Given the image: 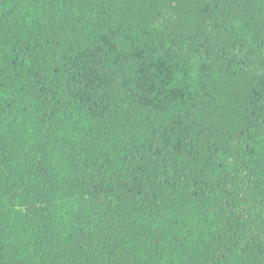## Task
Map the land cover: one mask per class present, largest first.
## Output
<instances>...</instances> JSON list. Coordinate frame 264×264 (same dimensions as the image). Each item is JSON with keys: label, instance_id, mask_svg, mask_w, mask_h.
<instances>
[{"label": "trees", "instance_id": "16d2710c", "mask_svg": "<svg viewBox=\"0 0 264 264\" xmlns=\"http://www.w3.org/2000/svg\"><path fill=\"white\" fill-rule=\"evenodd\" d=\"M0 264H264V0H0Z\"/></svg>", "mask_w": 264, "mask_h": 264}]
</instances>
